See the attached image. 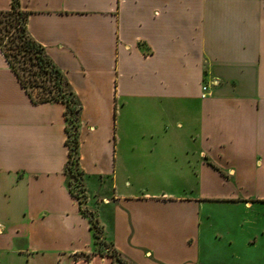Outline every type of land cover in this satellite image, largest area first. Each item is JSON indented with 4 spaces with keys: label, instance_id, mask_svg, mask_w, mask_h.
I'll return each instance as SVG.
<instances>
[{
    "label": "crops",
    "instance_id": "1",
    "mask_svg": "<svg viewBox=\"0 0 264 264\" xmlns=\"http://www.w3.org/2000/svg\"><path fill=\"white\" fill-rule=\"evenodd\" d=\"M18 2L80 103L84 199L65 104L34 103L0 49V264H122L100 241L129 264H207L213 229L259 264L264 0Z\"/></svg>",
    "mask_w": 264,
    "mask_h": 264
},
{
    "label": "trees",
    "instance_id": "2",
    "mask_svg": "<svg viewBox=\"0 0 264 264\" xmlns=\"http://www.w3.org/2000/svg\"><path fill=\"white\" fill-rule=\"evenodd\" d=\"M26 20L27 14L20 10L18 0H12L9 11H0V49L20 85L34 103L60 101L65 104L68 147L66 171L71 176H79L80 190L76 192L71 185L70 191L82 203V173L78 167V120L81 106L63 73L48 58L44 48L28 35ZM90 221L96 238L100 239L101 228L98 222L92 215ZM111 255L120 263L129 264L116 251L113 250Z\"/></svg>",
    "mask_w": 264,
    "mask_h": 264
},
{
    "label": "rangeland",
    "instance_id": "3",
    "mask_svg": "<svg viewBox=\"0 0 264 264\" xmlns=\"http://www.w3.org/2000/svg\"><path fill=\"white\" fill-rule=\"evenodd\" d=\"M70 177H71L72 187H74L76 192L79 191L81 188L79 176H71L70 175ZM256 210L259 212H264V206H259V209H255V211ZM230 211H232V210L227 208V207L214 206L212 204H205L204 208L202 209V213L204 215H205V213H216V215H218V217H219V214H227ZM218 223L220 224V226H221V224L223 226L225 224V221H223V220L217 221V224ZM204 234H205V238L207 239V242H210L212 244H214V243L217 244V245H215V244L212 245V247H211L212 252L211 253L207 252V257L210 254L209 261H206L207 264H250V262H249L250 259L248 257L253 256L251 253L246 254L241 249H238L237 251H235L233 253L228 249V247L224 246V243L226 242L225 240L215 242V240H214L215 239L214 238V229L211 231H206ZM98 249L106 250L109 254L113 253V250L111 248H109V246L107 244H105L103 241L99 242ZM259 256H260V263L259 264H264V251H262V253H259Z\"/></svg>",
    "mask_w": 264,
    "mask_h": 264
},
{
    "label": "built area",
    "instance_id": "4",
    "mask_svg": "<svg viewBox=\"0 0 264 264\" xmlns=\"http://www.w3.org/2000/svg\"><path fill=\"white\" fill-rule=\"evenodd\" d=\"M207 90V87L206 86H203V91H206ZM2 229V224L0 223V230Z\"/></svg>",
    "mask_w": 264,
    "mask_h": 264
}]
</instances>
